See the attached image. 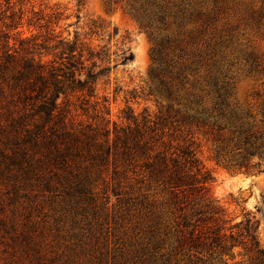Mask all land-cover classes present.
<instances>
[{
  "label": "rangeland",
  "instance_id": "374dc122",
  "mask_svg": "<svg viewBox=\"0 0 264 264\" xmlns=\"http://www.w3.org/2000/svg\"><path fill=\"white\" fill-rule=\"evenodd\" d=\"M141 1L31 0L53 35L82 43V76L94 60L96 70L107 69L92 97L67 96L66 122L103 127L110 144L114 128L138 131L148 154L166 149L175 157L190 145L213 177L210 193L225 228L242 222L240 228L249 214L264 246V0H157L155 12ZM18 30L21 37L40 34L37 42L46 35L15 29V49ZM90 50L99 58L86 60ZM35 51L45 63L55 57L52 49ZM121 163L118 149L90 169L91 198L37 196L34 224L24 228L30 245L9 231L8 254L18 264H221L215 253L178 244L167 194L147 176L145 157H137L135 173ZM233 253L222 259H247L241 246Z\"/></svg>",
  "mask_w": 264,
  "mask_h": 264
},
{
  "label": "trees",
  "instance_id": "16d2710c",
  "mask_svg": "<svg viewBox=\"0 0 264 264\" xmlns=\"http://www.w3.org/2000/svg\"><path fill=\"white\" fill-rule=\"evenodd\" d=\"M140 8L155 12L160 6L157 0H144ZM24 26L44 32L43 42H37L40 34L21 37L22 31L18 30L20 48H12L11 32ZM53 32L51 20L41 10H35L31 0H0V244L6 249H1L0 264L8 263L4 260L7 256L14 264L19 263L14 254H8L10 242L4 238L9 231L19 233L30 245L24 228L25 224H34L30 216L37 196L91 198L90 169L106 165L110 154H116L118 149L123 171L131 168L135 173L137 157H145L147 176L167 194L180 246L198 253H215L221 264H227L222 259L226 255L233 260V249L241 246L247 259L233 264H264V246L257 234L250 231L253 217L246 214L240 228L242 222L225 228L222 209L210 193L213 177L190 145L175 157L169 156L166 149L148 154L152 149L141 140L138 131L126 133L114 128L115 138L110 144L107 129L75 127L66 122L67 96L81 92L92 97L97 78L107 69L96 70L94 60L82 76V43L76 35L68 40ZM39 49L54 50L53 61L36 59L33 53ZM87 53L86 60L99 58L91 50ZM239 131L240 135L246 132ZM244 135L247 142L248 135Z\"/></svg>",
  "mask_w": 264,
  "mask_h": 264
}]
</instances>
